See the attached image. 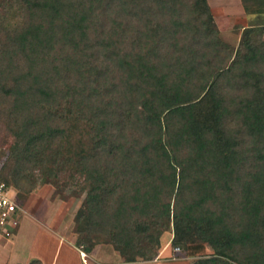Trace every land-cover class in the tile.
<instances>
[{
  "label": "trees",
  "instance_id": "obj_1",
  "mask_svg": "<svg viewBox=\"0 0 264 264\" xmlns=\"http://www.w3.org/2000/svg\"><path fill=\"white\" fill-rule=\"evenodd\" d=\"M17 4L18 23L0 29V115L14 137L0 182L19 205L57 179L47 158L75 138L80 252L99 234L124 263L150 260L171 226L179 253L190 236L212 249L195 264H264V18L233 57L206 0Z\"/></svg>",
  "mask_w": 264,
  "mask_h": 264
},
{
  "label": "rangeland",
  "instance_id": "obj_2",
  "mask_svg": "<svg viewBox=\"0 0 264 264\" xmlns=\"http://www.w3.org/2000/svg\"><path fill=\"white\" fill-rule=\"evenodd\" d=\"M243 1L206 0L218 38L229 48L233 57L238 50L244 32L250 29V24L264 18L261 15L249 13L254 8H248L261 0H245L244 2L247 4L245 7L242 4ZM18 9L17 0H0V29H11L18 23ZM258 29L262 30L264 38V26ZM0 111L3 112L1 109ZM8 124L7 118L0 115V178L4 176L6 169H12L9 167L11 165L9 164V154L14 137ZM79 149L76 139L73 138L68 148L63 147L55 155L47 158L49 165H52L58 172V177L53 182L37 183L34 189L23 200H20L22 211L16 227L11 230L12 236L4 237L0 234V264H24L30 259L39 258V254L52 255L59 237L67 239L69 242L67 246L69 248V263H92L88 258L81 261L78 258L79 254L74 249V245L80 237L75 232V215L88 190L83 175L79 173L78 155H76ZM12 195L11 193L10 196ZM172 237V229L169 226L159 236L155 257L144 260L145 258L134 254L131 256L132 263L123 262L118 252L108 242L107 236L94 234L80 240L84 246L88 245L87 243L92 244V250L94 249L96 253L95 264L107 260L106 255L103 256L104 252H109L112 255L109 264H195L199 260L215 257L210 246L203 243L197 236L187 237L179 245L180 253L174 254L173 250L176 247L170 244ZM86 239H89L88 242Z\"/></svg>",
  "mask_w": 264,
  "mask_h": 264
},
{
  "label": "built area",
  "instance_id": "obj_3",
  "mask_svg": "<svg viewBox=\"0 0 264 264\" xmlns=\"http://www.w3.org/2000/svg\"><path fill=\"white\" fill-rule=\"evenodd\" d=\"M11 193L13 194L12 196ZM21 207L16 201L13 190L0 182V234L4 237L12 236V231L16 225ZM174 254L178 253V249L173 250ZM80 259L84 261L85 254H79Z\"/></svg>",
  "mask_w": 264,
  "mask_h": 264
},
{
  "label": "crops",
  "instance_id": "obj_4",
  "mask_svg": "<svg viewBox=\"0 0 264 264\" xmlns=\"http://www.w3.org/2000/svg\"><path fill=\"white\" fill-rule=\"evenodd\" d=\"M67 241H68L67 239H63L62 237H59L56 249L54 250L52 255L46 254L44 256V255L39 254V256H40L39 258H33L30 260H37V261H39L40 264H58V261H60L59 264H71V263H69V256H68L69 248L67 247L69 242H67ZM72 245H71V247L74 248ZM74 249L77 251V254L82 253L78 249H76V248H74ZM95 255H96V253H95V250L93 249L88 254H85V259L88 258L89 261L92 262L91 264H95L96 263L95 262V257H96ZM105 255H106L107 260L106 261L104 260V261L100 262L99 264H109V261H110V258L112 257V255L109 252H106V253L104 252L103 256L105 257ZM114 255L116 256L115 253H114ZM78 258L80 259V256ZM30 260H28L24 264H27ZM77 264H79V263H77ZM81 264H83V263L81 262Z\"/></svg>",
  "mask_w": 264,
  "mask_h": 264
}]
</instances>
